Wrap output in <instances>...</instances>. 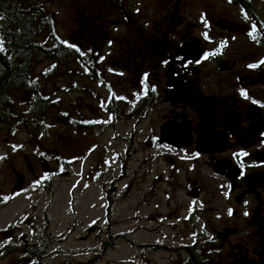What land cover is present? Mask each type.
I'll use <instances>...</instances> for the list:
<instances>
[{"label":"flooded vegetation","instance_id":"obj_1","mask_svg":"<svg viewBox=\"0 0 264 264\" xmlns=\"http://www.w3.org/2000/svg\"><path fill=\"white\" fill-rule=\"evenodd\" d=\"M88 2L78 22L83 37L64 43L66 62L76 61L85 78L109 93L106 104L128 108L132 139L141 137L143 173L151 174L148 186L131 181L128 193L140 195V208L160 185L167 206L152 217L162 243H139L143 227L136 222L143 218L131 216L132 225L115 231L119 219L107 198L106 227L96 229L106 238L94 264L104 263L117 236L142 254L127 264H152L145 257L152 250L169 253L173 264H264V0ZM206 52L213 55L204 58ZM114 84L129 88L124 99L111 98ZM239 151L247 155L234 156ZM154 164L160 174H152ZM39 233L43 250L51 240ZM21 261L38 262L37 254Z\"/></svg>","mask_w":264,"mask_h":264},{"label":"rangeland","instance_id":"obj_2","mask_svg":"<svg viewBox=\"0 0 264 264\" xmlns=\"http://www.w3.org/2000/svg\"><path fill=\"white\" fill-rule=\"evenodd\" d=\"M36 1L52 16L54 29L64 41L83 37L86 29L78 22L85 20L81 19L84 0ZM87 1L91 5L95 0ZM104 4L100 1L95 12ZM43 37L44 33L40 40ZM33 60L32 76L49 102L36 114H29L27 97L19 91L13 95L9 114L0 119V264L27 259L30 251L40 247L35 236L42 230L51 242L39 249L43 254L39 264H94L99 244L106 238L96 229L98 224L106 227L103 214L110 197L109 211L112 218L119 219L115 231L132 225L129 217L141 216L143 220L136 225L143 229L136 241L162 243L158 222L152 218L167 210L160 185L140 208V195L128 193L131 181L146 187L151 174L143 173V151L137 149L141 137L132 139L134 121L126 105L119 102L106 110L104 100L109 93L85 78L76 61L69 65L66 58L45 56ZM114 86L115 95H127L129 88ZM80 120L92 126L80 127ZM153 169L152 174H160L157 164ZM37 180L39 184L34 183ZM185 200H177L182 206L177 213L182 217ZM114 238L115 247L106 251L103 264L137 262L134 256L142 255L140 250L132 249L122 237ZM185 238L182 236L183 242ZM5 249L8 251L2 252ZM145 257L152 264H173L175 260L162 250L145 251Z\"/></svg>","mask_w":264,"mask_h":264},{"label":"trees","instance_id":"obj_3","mask_svg":"<svg viewBox=\"0 0 264 264\" xmlns=\"http://www.w3.org/2000/svg\"><path fill=\"white\" fill-rule=\"evenodd\" d=\"M43 33L46 37L40 40ZM64 43L54 29L52 16L45 12L39 2L0 0V119L2 115L9 114L14 103L13 95L19 91L27 97L29 114H36L47 105L48 97L41 92L31 73L33 59L38 56L65 58ZM70 53L75 52L71 50ZM110 95L112 99L116 98L113 91ZM110 106L105 105L106 110ZM79 123L80 127L92 126L89 122L83 124L82 120ZM33 253L37 254V259L42 254L38 247L33 249Z\"/></svg>","mask_w":264,"mask_h":264},{"label":"snow or ice","instance_id":"obj_4","mask_svg":"<svg viewBox=\"0 0 264 264\" xmlns=\"http://www.w3.org/2000/svg\"><path fill=\"white\" fill-rule=\"evenodd\" d=\"M229 2H231V0H229ZM206 26H207V25H206ZM249 35H252V33L249 32ZM205 39H208L207 34H205ZM67 46H68L70 49H75L76 51H79V49H77L75 45L68 44ZM80 55H84V53L81 52ZM211 55H213V53L206 52V53H204V58H207V57H209V56H211ZM164 63H167V61H164ZM197 63H199V61H197ZM261 63H264V60H262ZM249 67H256V65H254V64H253V65H249ZM146 76H147V74H145V77H146ZM141 83H143V80L141 81ZM152 90L154 91L155 88L153 87ZM241 95H242V96H243V95H246L245 92H244L243 90H241ZM120 99H124V98H123V97H120ZM253 103H256V102L253 101ZM246 155H247V153L244 152V151H239V152H237V153H234V156H239V157H244V156H246ZM242 174H243V173H242ZM47 176H48V173H45V174H44V178H47ZM34 183L39 184L40 181L37 180V181H34ZM225 195L227 196V193H225ZM5 199H7V198H5ZM229 214H231V210H229ZM245 215H247V213H245ZM209 239H211V237H209Z\"/></svg>","mask_w":264,"mask_h":264},{"label":"water","instance_id":"obj_5","mask_svg":"<svg viewBox=\"0 0 264 264\" xmlns=\"http://www.w3.org/2000/svg\"><path fill=\"white\" fill-rule=\"evenodd\" d=\"M5 141H6V140H5ZM12 264H24V261L16 262V263H12Z\"/></svg>","mask_w":264,"mask_h":264}]
</instances>
